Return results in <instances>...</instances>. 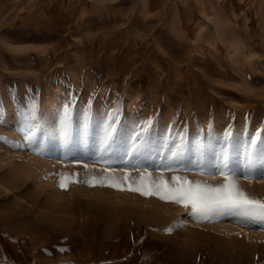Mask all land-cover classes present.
Here are the masks:
<instances>
[{
	"label": "rangeland",
	"instance_id": "374dc122",
	"mask_svg": "<svg viewBox=\"0 0 264 264\" xmlns=\"http://www.w3.org/2000/svg\"><path fill=\"white\" fill-rule=\"evenodd\" d=\"M263 48L264 0H0V264H264V228L128 190L141 173L221 182L195 162L212 161L228 132L243 162L248 136L264 135ZM113 109L117 154L149 119L153 147L183 133L201 151L189 143L193 163L171 170L106 163L117 156L99 158L100 122ZM234 178L264 199V175Z\"/></svg>",
	"mask_w": 264,
	"mask_h": 264
},
{
	"label": "snow or ice",
	"instance_id": "6c2138e0",
	"mask_svg": "<svg viewBox=\"0 0 264 264\" xmlns=\"http://www.w3.org/2000/svg\"><path fill=\"white\" fill-rule=\"evenodd\" d=\"M89 110L83 112L81 120V134L87 136L88 129L93 120V115ZM71 109L68 104L63 105V111L59 114L61 125V136L67 143L70 140V129L74 123V117L71 115ZM118 109L106 111L100 122L103 135L99 139L98 152L99 158L111 153L117 156L116 160H105L106 163H120L125 167L139 168L157 167L171 170L173 165L192 164L193 161L186 153L191 151L189 143L193 144L195 151L200 152V141L186 142L183 133H180V141H169L167 136L163 137L162 143L158 147L150 144V136L154 121L149 119L139 124H135L127 138L126 143H121L122 151L117 154L112 151V146L118 140L120 125L122 123L120 116L117 114ZM26 121H34V114L26 112L24 114ZM169 126V131H170ZM210 135V133L208 134ZM232 133L225 135L224 144H221L219 153H213V160L209 163H202L196 160L195 166L201 172H218L222 181L211 184L201 181H188L186 177L173 176L172 180L176 183L168 185L161 178L158 182L151 179V173H141L140 181L142 186L133 187L128 185V190L140 192L142 195H157L160 199L171 200L175 203L183 204L186 208L190 205V216L196 219L212 220L221 217H234L238 222L247 225L260 226L264 228V199H258L250 196L238 181L235 180L237 174L264 175V135L257 132L248 136L244 142V159L243 162L237 158L233 159L230 155L229 147L238 146L231 144ZM29 140L32 139L30 132L27 135ZM165 153L167 155H165ZM128 157L127 160L124 157ZM159 159L160 163L155 161ZM85 167H87L85 165ZM124 179H129L128 174H124ZM148 179L149 183L143 185V180ZM65 177L61 175L60 187H65ZM91 183V181H90ZM96 183H107L111 187L122 188L121 184L115 181H96ZM135 183V181H133ZM123 190V189H122ZM177 223H182L178 221ZM166 231H173L172 227Z\"/></svg>",
	"mask_w": 264,
	"mask_h": 264
},
{
	"label": "bare ground",
	"instance_id": "6f19581e",
	"mask_svg": "<svg viewBox=\"0 0 264 264\" xmlns=\"http://www.w3.org/2000/svg\"><path fill=\"white\" fill-rule=\"evenodd\" d=\"M223 1V0H222ZM67 3V2H66ZM220 3V2H219ZM13 5V4H12ZM234 12V11H233ZM187 13V12H186ZM150 14V13H149ZM180 15H182V14H180ZM126 16V15H125ZM57 18V17H56ZM126 18V17H125ZM150 25V24H149ZM153 27V26H152ZM249 28V27H248ZM189 30V29H188ZM186 31V30H185ZM196 31V30H195ZM254 31H256L255 29H254ZM186 33H188V32H186ZM192 33H194V32H192ZM198 33V32H197ZM199 34V33H198ZM256 34V33H255ZM186 35V34H185ZM190 35H192V34H190ZM189 36V35H188ZM194 36V35H193ZM259 36V35H258ZM260 37V36H259ZM255 38H257L256 36H255ZM254 38V39H255ZM194 39V38H193ZM256 40V39H255ZM258 40H260V39H258ZM137 41V40H136ZM135 42V41H134ZM263 46V45H262ZM264 49V48H263ZM119 56V55H118ZM244 69V68H243Z\"/></svg>",
	"mask_w": 264,
	"mask_h": 264
}]
</instances>
